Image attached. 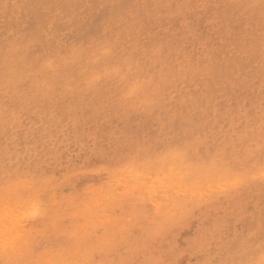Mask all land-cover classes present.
I'll return each mask as SVG.
<instances>
[{
  "label": "rangeland",
  "instance_id": "obj_1",
  "mask_svg": "<svg viewBox=\"0 0 264 264\" xmlns=\"http://www.w3.org/2000/svg\"><path fill=\"white\" fill-rule=\"evenodd\" d=\"M98 58L122 74L136 66L148 98L129 99ZM0 80V185L39 174L63 203L87 197L85 172L176 149L243 170L264 144V0H0ZM262 200L258 184L219 195L129 259L258 261ZM66 209L64 230L85 224Z\"/></svg>",
  "mask_w": 264,
  "mask_h": 264
},
{
  "label": "bare ground",
  "instance_id": "obj_2",
  "mask_svg": "<svg viewBox=\"0 0 264 264\" xmlns=\"http://www.w3.org/2000/svg\"><path fill=\"white\" fill-rule=\"evenodd\" d=\"M103 55L105 59H108L105 53ZM102 62V59H96L93 63L94 67H99ZM103 63H106L103 68L104 77L109 83L115 77H121L125 80L127 83V97L129 99H133L139 94L147 95L145 97L142 96L140 100L138 98L139 102H143V100L148 98L152 82L147 79L140 80L139 76L141 73L136 69V66L134 69L127 62L128 64L126 65L128 66L122 74L121 72L123 71L115 66L113 64L114 62L104 61ZM159 71L158 74H161V70ZM14 77L16 78V76ZM102 78L98 77L96 80L101 81ZM133 90H135V95L130 94ZM190 149H192L191 146ZM184 153L187 154V152ZM162 156L165 158L162 159ZM151 161L152 165L150 168L140 165L129 168L122 165L125 166V168L123 167L124 169L115 171L121 168L119 165L120 167L118 168L116 166L117 168L113 169L114 171L105 170L104 172V168L102 170V173L104 172L103 174H101V170H99L100 173L98 174H92V171L85 172L80 175L85 184L79 191H86L87 197L82 198L78 196L72 199H66L63 203L57 202L58 196L56 197L55 195L53 185L51 181L46 179L47 196L50 197L53 201V206L58 210L55 215L62 219L66 215V207H68L75 213V217L79 219L81 215L86 220L84 225L80 224V226L75 227L73 230L67 231L70 234L75 233L77 237L73 248V258L81 260L94 259L95 264H120L122 259H129L131 254L146 251L145 246L147 240L156 234L161 235L165 229L171 226L172 222L181 220L182 217H186L196 207L202 206L203 204L207 205L213 198L222 195L218 190V185L221 180V171L226 168V163L221 162L218 158L215 165H213L210 159L204 160L203 158L191 162L188 155H186L184 162H182L181 158L177 157L175 152L171 151L168 154H155ZM90 176L94 177L95 183H89ZM133 187L136 188L138 199L122 207V194ZM80 204H83L85 207L83 211L78 210ZM13 207H17V204L14 203ZM20 207L21 213H18V215L22 219L21 227L32 223L38 224L37 228L28 229V233L35 237L44 227V223L42 221L36 222L23 218V202H20ZM80 218L82 219V217ZM78 219L77 221L81 220ZM119 222H121V226H119ZM100 225L104 227V233L98 235L96 228ZM12 235L16 236V233L13 232ZM184 236L186 237V235ZM20 239V247L12 254L14 259L39 261L49 258L45 254V251H40L35 254L29 251V245L25 242L26 235L23 232H21ZM93 254L95 255L93 256Z\"/></svg>",
  "mask_w": 264,
  "mask_h": 264
},
{
  "label": "snow or ice",
  "instance_id": "obj_3",
  "mask_svg": "<svg viewBox=\"0 0 264 264\" xmlns=\"http://www.w3.org/2000/svg\"><path fill=\"white\" fill-rule=\"evenodd\" d=\"M110 54V50L105 49V55ZM130 94L135 95V90ZM175 155L184 162L186 153L176 149ZM161 158L165 157L162 156ZM215 164L216 161H213V165ZM137 165L150 168L152 161L150 158L141 155L140 152L129 154V163L125 166L131 168ZM44 180V176L39 174L16 177L8 174L5 176L3 184L0 185V264H95L94 259L81 260L73 258V248L77 240L76 234L65 231L64 221L54 215L58 210L47 202V185ZM253 184H258L261 190L264 191V144L260 145L258 157L255 150L251 152L243 170L230 165L222 169L218 190L222 195H230ZM137 199L136 188L133 187L122 194L121 206L124 207ZM20 202H23V218L44 223V227L35 237L28 233V229L37 228V223L21 227L22 219L18 215V213H21ZM14 203L17 204V207H13ZM243 210L247 211V209ZM259 211L261 223L260 259L258 261L245 259L221 260L211 261L210 264H264V200L261 201ZM13 232L16 233V236L12 235ZM21 232L26 235L25 242L29 245V251L35 254L43 249L49 258L39 261L14 259L12 254L21 245ZM247 243L250 244L251 242ZM120 264H170V262L161 260L141 262L133 258L122 259ZM201 264H209V262L203 261Z\"/></svg>",
  "mask_w": 264,
  "mask_h": 264
}]
</instances>
